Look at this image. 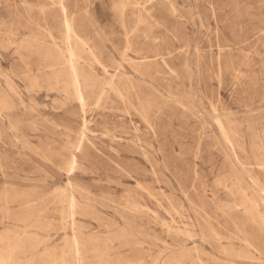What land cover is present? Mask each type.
I'll use <instances>...</instances> for the list:
<instances>
[{
	"label": "rangeland",
	"instance_id": "rangeland-1",
	"mask_svg": "<svg viewBox=\"0 0 264 264\" xmlns=\"http://www.w3.org/2000/svg\"><path fill=\"white\" fill-rule=\"evenodd\" d=\"M0 264H264V0H0Z\"/></svg>",
	"mask_w": 264,
	"mask_h": 264
},
{
	"label": "bare ground",
	"instance_id": "bare-ground-1",
	"mask_svg": "<svg viewBox=\"0 0 264 264\" xmlns=\"http://www.w3.org/2000/svg\"><path fill=\"white\" fill-rule=\"evenodd\" d=\"M74 53V52H73ZM72 66V65H71ZM77 92H78V90H77ZM78 94V93H77Z\"/></svg>",
	"mask_w": 264,
	"mask_h": 264
}]
</instances>
